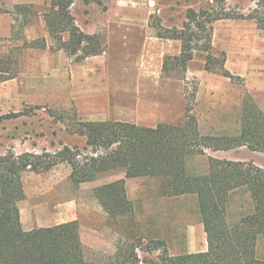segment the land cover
Instances as JSON below:
<instances>
[{
	"label": "rangeland",
	"instance_id": "rangeland-1",
	"mask_svg": "<svg viewBox=\"0 0 264 264\" xmlns=\"http://www.w3.org/2000/svg\"><path fill=\"white\" fill-rule=\"evenodd\" d=\"M72 1V19L61 33V15L51 0H0V118L12 115L0 119V157L10 151L40 154L65 145L82 147L84 139L72 133L78 121H178L186 106L196 117L201 142L208 138L213 146L225 144L227 138L241 135L247 89L264 114V31L257 29L255 20L213 24L214 48L225 52L227 69L242 81L205 71L199 53L190 69L182 70L170 60L164 72V60L179 56L181 42L160 40L150 23L157 14L165 28L182 30L188 8L225 9L238 18L253 15L259 0H101L103 5ZM47 21L54 24L55 34ZM74 26L91 38L84 37L81 47L72 37ZM202 43L194 40L192 45ZM99 48L100 55L86 57L87 50ZM248 79L255 80L254 86H247ZM242 147L190 155L187 172L207 175L210 158L232 161L231 156L249 158L234 162H253L264 169V153ZM123 174L112 171L74 185L67 163L43 174L26 171L25 199L18 205L23 229L78 221L87 256L103 264H162L166 253L207 251L205 233L197 232L201 219L196 196L163 197L158 180H134L127 188L132 212L116 220L110 217L95 189ZM239 210L233 206L232 214ZM257 248L260 251L261 244Z\"/></svg>",
	"mask_w": 264,
	"mask_h": 264
},
{
	"label": "trees",
	"instance_id": "trees-1",
	"mask_svg": "<svg viewBox=\"0 0 264 264\" xmlns=\"http://www.w3.org/2000/svg\"><path fill=\"white\" fill-rule=\"evenodd\" d=\"M84 2L103 5L101 0ZM72 4V0H51V5L58 7L61 15L58 22L61 33L68 30L67 25L72 19L68 9ZM257 6L253 15L242 14L238 18L225 9L188 8L182 30L165 28L157 14L152 15L150 23L157 30L158 38L181 42L180 55L164 60V72L170 60L176 62V67L186 70L188 62L199 53L204 55L205 71L231 81H242V77L227 69L225 52L214 48L213 24L222 20L251 19L264 31V0H259ZM154 19H157L156 23H153ZM47 25L50 33L55 34L54 24L47 21ZM194 26L199 32L193 30ZM71 31L79 47L84 37L91 39L76 26ZM194 40H203V43L194 46ZM101 52L100 48L87 50L86 57ZM242 108L241 135L227 138L225 144L217 146L208 144V138L201 142L203 136L196 117L186 106L183 117L174 124L160 123L150 128L109 120L78 121L72 133L84 139L82 147L65 145L40 154L17 155L10 151L0 157V264H103L87 256L78 221L31 231L22 227L18 205L25 199L23 173L28 170L47 173L61 163H67L71 168L70 179L74 185L93 182L112 171L125 174L124 179L95 189L97 200L114 220L133 210L127 195L126 178L158 180L163 197L195 195L206 233L207 251L178 256L166 253L161 258L162 264H264V169L253 162L213 158H210L213 164L207 175H190L186 169L188 156L206 155L208 149L218 151L245 146L264 153V114L247 90ZM248 140L254 142L249 144ZM233 206H239V212L232 214ZM258 244H261L260 251ZM132 250L135 251V247Z\"/></svg>",
	"mask_w": 264,
	"mask_h": 264
},
{
	"label": "crops",
	"instance_id": "crops-1",
	"mask_svg": "<svg viewBox=\"0 0 264 264\" xmlns=\"http://www.w3.org/2000/svg\"><path fill=\"white\" fill-rule=\"evenodd\" d=\"M257 29H258V27H257ZM259 31H260V29H258ZM160 40H162V39H160ZM168 41H173V42H178L177 40H168ZM180 53H181V49H180ZM180 53H179V55H180ZM100 55V54H99ZM236 58H237V60H239L241 57L239 56V55H236ZM235 59V58H234ZM193 61V60H192ZM192 61H189L188 62V64H187V69H190L189 68V63L190 62H192ZM228 61H229V59H228ZM204 67V66H203ZM204 73H205V71H203ZM199 73H201V71L199 72ZM241 77V76H240ZM226 78V77H225ZM254 79H248V80H246V82H247V86L249 87V86H254ZM259 81V80H258ZM246 86V87H247ZM248 90V89H247ZM249 91V90H248ZM250 92V91H249ZM251 93V92H250ZM185 113V112H184ZM184 115V114H183ZM180 120V119H179ZM178 120V121H179ZM105 121H108V120H105ZM111 121V120H110ZM112 121H119V122H126V123H131L130 121H127V120H122V119H116V120H112ZM176 120H174V119H172V120H164V119H160V120H158V121H155L154 123L152 122V123H150V124H143V123H139V124H141V125H139V126H143V127H150V128H154V127H156L158 124H160V123H166V124H174V123H177L178 121H176ZM138 125V124H137ZM246 147H242L241 149H245ZM248 152H250V151H248ZM255 158V157H254ZM251 159H253V158H251ZM256 159V158H255ZM230 160H232V161H248L249 160V158H246V159H241V158H238V157H236V156H231V158H230ZM125 178V174H123V175H121L120 177H118L116 180H120V179H124ZM136 179H139V178H126V188H129L130 187V185L131 184H133V181L134 180H136ZM115 180V181H116ZM112 182V181H111ZM90 183V182H89ZM83 184H85V183H83ZM197 232H198V236H201V232L202 233H205V230H204V226H203V224L201 223L198 227H197ZM205 235H206V233H205ZM198 237H196V239H197ZM199 240H200V238H199Z\"/></svg>",
	"mask_w": 264,
	"mask_h": 264
}]
</instances>
